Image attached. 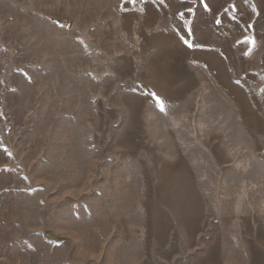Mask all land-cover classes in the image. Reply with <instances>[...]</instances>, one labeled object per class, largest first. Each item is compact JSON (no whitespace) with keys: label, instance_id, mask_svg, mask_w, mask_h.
<instances>
[{"label":"rangeland","instance_id":"obj_1","mask_svg":"<svg viewBox=\"0 0 264 264\" xmlns=\"http://www.w3.org/2000/svg\"><path fill=\"white\" fill-rule=\"evenodd\" d=\"M0 264H264V0H0Z\"/></svg>","mask_w":264,"mask_h":264}]
</instances>
